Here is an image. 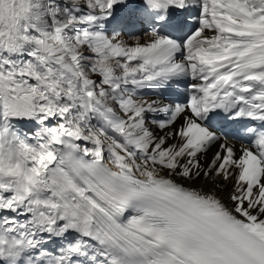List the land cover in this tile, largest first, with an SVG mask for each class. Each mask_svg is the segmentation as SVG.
<instances>
[{
	"label": "snow or ice",
	"instance_id": "snow-or-ice-1",
	"mask_svg": "<svg viewBox=\"0 0 264 264\" xmlns=\"http://www.w3.org/2000/svg\"><path fill=\"white\" fill-rule=\"evenodd\" d=\"M0 264H264V0H0Z\"/></svg>",
	"mask_w": 264,
	"mask_h": 264
}]
</instances>
